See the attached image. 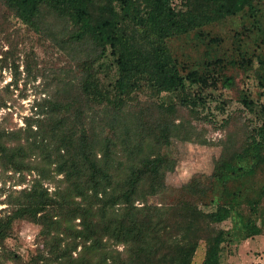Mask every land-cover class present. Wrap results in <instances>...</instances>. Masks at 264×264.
I'll list each match as a JSON object with an SVG mask.
<instances>
[{"label":"trees","instance_id":"16d2710c","mask_svg":"<svg viewBox=\"0 0 264 264\" xmlns=\"http://www.w3.org/2000/svg\"><path fill=\"white\" fill-rule=\"evenodd\" d=\"M174 1L0 0L34 33L54 39L72 64L66 76L53 79L57 92L35 104L37 118H26L17 129L0 123L2 173L37 175L30 188L10 197V210H1V249L17 219L40 226L46 240L32 264H192L200 242L205 244L202 264H220L227 240L264 235V118L256 129L223 123L226 133L210 176L171 186L162 156L173 140L205 144L193 122L175 111L180 106L190 119L200 120L186 81L215 86L209 77L220 76L231 87L225 71L232 68L254 72L264 87V57L257 52L264 48V0H181L180 9ZM233 17H240L243 27L233 35L230 52L208 29ZM244 34L250 43L240 39ZM181 38L192 51L187 63L169 46ZM3 55L1 69L13 67L15 83L18 66L10 63L15 53L8 49ZM105 58L116 67L109 87L96 68ZM185 64L190 67L186 78ZM143 89L177 101L132 106ZM71 93L79 99L70 109L65 99ZM241 102L253 110L245 95ZM0 107L6 108L2 99ZM58 176L61 186L50 194L43 182ZM24 181L21 175L19 182ZM202 204L214 210L205 212ZM228 219L230 232L218 228Z\"/></svg>","mask_w":264,"mask_h":264},{"label":"rangeland","instance_id":"374dc122","mask_svg":"<svg viewBox=\"0 0 264 264\" xmlns=\"http://www.w3.org/2000/svg\"><path fill=\"white\" fill-rule=\"evenodd\" d=\"M175 9L183 7L181 0L173 2ZM3 33L0 34V99L6 103V108L0 107V123L5 126L17 129L25 125V119L35 116V104L43 97L51 98L57 91V83L54 82L55 76H66L71 64V56L64 52L57 45L54 39L40 36L23 25L19 20L12 17L0 6V25ZM249 27V24L245 25ZM243 21L240 17L228 18L225 22L213 25L209 28L211 36H217L224 40V50L233 51V35L241 32ZM248 34L241 36L242 41L250 43ZM249 40V41H248ZM189 43V41H186ZM186 43L181 39H171L169 46L178 59L187 63V54L192 55V51L186 50ZM252 45V44H251ZM249 45V47H251ZM254 49V46H252ZM8 49L15 55L10 58L18 66L19 75L14 83L12 79V68L1 69V59L3 53ZM221 52V50H218ZM223 52V51H222ZM257 52L264 57V48ZM195 55V54H194ZM194 57V56H193ZM112 59V57H111ZM109 59H102L96 68L98 78L104 87H109V83L116 78V67L110 64ZM28 64L31 74L25 71ZM104 65L103 68L100 65ZM72 65V64H71ZM185 66L188 67L187 64ZM101 67V68H100ZM181 71L186 78L188 68ZM257 67V61L254 62ZM216 75V74H215ZM227 77H231L233 83L231 87L224 86L222 80L217 77H209L208 82H215V86L192 85L186 81L188 97L196 103V108L201 112L200 120L190 119L188 111L178 106L177 116L184 120L189 119L199 135L204 137L205 144L182 142L173 140L162 150V156L166 159V180L171 186L179 187L190 181L192 177L210 176L213 172V162L220 155L218 141L225 136L226 130L221 131L223 123L230 122L241 129V123H249L250 129H256L264 118V87L258 84L254 72H243L239 69L228 68L225 71ZM10 85L8 90L7 85ZM45 86L47 92H45ZM58 86V85H57ZM57 95V94H56ZM62 93L58 96L62 97ZM245 95L252 104L250 112L248 107H244L241 99ZM202 97L204 103L199 100ZM78 94L71 93L65 99L67 108H73L78 104ZM176 103L177 99L173 95L163 94L157 96L152 91L143 89L133 96L132 106L138 103L145 105L149 103L163 102ZM254 112V114H253ZM255 116V117H254ZM204 119V120H203ZM259 119V120H257ZM264 173V167H260ZM24 176L25 181L19 182L20 177ZM15 174L13 171L2 173L0 169V214L2 209L11 207L8 205L10 197L17 195L22 189L30 188L33 179L37 178L35 172ZM61 176L55 179L50 178L43 182V187L50 194L57 186H61ZM205 212L214 210L213 205L202 204L200 206ZM264 211V203L261 206ZM242 213L250 215L247 207H242ZM254 218V216H252ZM258 225L260 220H257ZM233 221L228 219L218 228L231 231ZM46 240L40 235V226L26 220H15L10 227L9 233L4 242V249L0 248V261L2 264H32L39 251L45 247ZM10 257L7 259L8 255ZM205 255V244H198L192 264H202ZM220 264H264V235L256 236L247 240H227L222 245L220 253Z\"/></svg>","mask_w":264,"mask_h":264}]
</instances>
